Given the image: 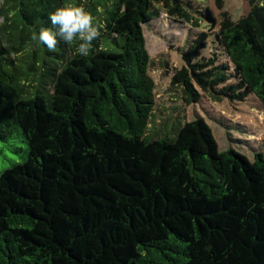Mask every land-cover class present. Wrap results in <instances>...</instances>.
Here are the masks:
<instances>
[{
	"label": "trees",
	"instance_id": "1",
	"mask_svg": "<svg viewBox=\"0 0 264 264\" xmlns=\"http://www.w3.org/2000/svg\"><path fill=\"white\" fill-rule=\"evenodd\" d=\"M246 1L238 22L207 10L234 73L199 59L201 33L171 81L187 102L199 87L264 108V0ZM82 2L100 33L88 56L32 40L49 13ZM162 14L201 20L185 0H0V142L28 146L0 172V264H264V153L220 151L203 117L147 134L144 26Z\"/></svg>",
	"mask_w": 264,
	"mask_h": 264
},
{
	"label": "rangeland",
	"instance_id": "2",
	"mask_svg": "<svg viewBox=\"0 0 264 264\" xmlns=\"http://www.w3.org/2000/svg\"><path fill=\"white\" fill-rule=\"evenodd\" d=\"M185 1L192 5L194 17L201 19L198 26L177 22L166 14L144 26L151 56L149 74L155 82L156 95L147 134L156 136L175 122L184 123L203 117L212 127L220 151L234 148L254 160V153H264V108L257 97L250 95L241 102L229 99L216 101L197 87L200 100L189 103L183 98L182 89L171 86L174 73L185 65L182 58L184 52L201 33H207L208 39L199 59H215L218 65H228L233 75V66L217 38L219 27L212 28L207 10L213 12L218 22L224 13L238 22L249 12L250 6L246 0H223L222 6L217 0ZM229 83H237L236 78L232 76ZM27 153L28 146L18 135L7 142H0V172L22 162Z\"/></svg>",
	"mask_w": 264,
	"mask_h": 264
},
{
	"label": "clouds",
	"instance_id": "3",
	"mask_svg": "<svg viewBox=\"0 0 264 264\" xmlns=\"http://www.w3.org/2000/svg\"><path fill=\"white\" fill-rule=\"evenodd\" d=\"M50 27L41 26L32 34V40L55 50L58 41L68 44L78 42L75 51L81 56H88L92 42L99 36L98 26L92 15L83 5L64 3L57 7L48 17Z\"/></svg>",
	"mask_w": 264,
	"mask_h": 264
}]
</instances>
